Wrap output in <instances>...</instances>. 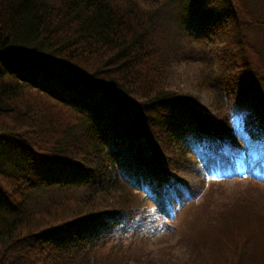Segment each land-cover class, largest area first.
<instances>
[{
    "label": "trees",
    "instance_id": "obj_1",
    "mask_svg": "<svg viewBox=\"0 0 264 264\" xmlns=\"http://www.w3.org/2000/svg\"><path fill=\"white\" fill-rule=\"evenodd\" d=\"M172 26L210 48L184 60L202 66L196 85L212 90L215 115L179 80ZM189 129L202 146H184ZM162 136L197 165V149L218 143L264 168V0H0V152L53 175L39 185L0 153V264H75L85 242L103 247L144 217L156 198L121 174L118 140L146 145L139 161L181 208ZM204 250L190 264H206Z\"/></svg>",
    "mask_w": 264,
    "mask_h": 264
},
{
    "label": "rangeland",
    "instance_id": "obj_2",
    "mask_svg": "<svg viewBox=\"0 0 264 264\" xmlns=\"http://www.w3.org/2000/svg\"><path fill=\"white\" fill-rule=\"evenodd\" d=\"M176 22L174 23L178 28ZM174 27H171L169 38H175L181 44L179 50L182 56L178 73L182 76H179V80L187 85V93L199 101L206 113L215 115L212 90H200L196 85L194 76L202 73V66L198 61L188 63L184 60L194 53H197L199 58L203 47L206 48L205 56L208 57L207 51L210 48L187 37L176 38L172 33L177 32ZM216 46L212 48H217ZM53 86L60 90L64 88V85L58 82ZM90 101L89 99L88 102ZM162 138L165 143H161V146L167 158L165 168L168 167L174 177L170 184L174 190H177L175 185H182L186 193L183 194L188 201L183 200L184 205L181 208L169 206L164 193L163 197L159 193L160 189L164 192L166 188L164 179L149 171L139 161L140 150L149 156L144 149L146 145L138 146L140 142L134 143L128 139L122 142L118 140L121 174L130 181L137 192L144 189L154 196L155 205H144L149 209L142 210L144 217L137 215L134 223L118 224L113 237L103 247H94L85 242L87 250L71 252L74 253L70 254L75 257L74 263L190 264L192 259L197 260L194 256L207 247L209 251L204 250L201 263L264 264V247L259 248L260 243L264 242V168L261 160L250 155L244 148L245 154L239 160L234 154L223 153L221 144L213 143L210 148L197 149V165L193 156H186L177 146L167 151L166 147H170L169 141L165 136ZM183 140L184 146L190 144L191 148L202 146L204 142L192 129L187 131ZM0 153L12 160L9 168L14 169L16 164L20 163L19 170L25 168L37 183L40 182L39 185L53 178L48 169L40 164L35 167L26 166L19 157L10 152L2 149ZM60 174L59 180H65ZM257 181L260 183L257 184ZM144 196L140 193L137 202H141ZM209 241H212L211 244L214 242L213 246L208 245Z\"/></svg>",
    "mask_w": 264,
    "mask_h": 264
}]
</instances>
